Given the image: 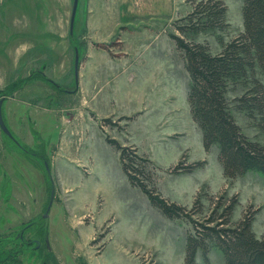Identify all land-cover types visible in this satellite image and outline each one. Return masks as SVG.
Segmentation results:
<instances>
[{"label":"rangeland","instance_id":"1","mask_svg":"<svg viewBox=\"0 0 264 264\" xmlns=\"http://www.w3.org/2000/svg\"><path fill=\"white\" fill-rule=\"evenodd\" d=\"M209 1L226 7L225 27L181 33L194 6ZM73 2L0 0V97H8L2 115L28 150L24 163L0 130L8 178L0 196L2 255L17 264H59V248L64 264H185L193 223L219 221L232 199L231 224L252 217L262 238L264 179L256 172L228 179L217 147L204 149L187 102L184 58L171 38L219 53L243 31V0H78L70 33ZM243 91L231 89L228 97ZM233 115L245 135L264 143L253 121ZM106 138L148 159L156 191L188 217H166L131 186ZM30 223V243L16 242ZM39 228L48 229L53 254L33 252ZM208 256L210 264H224L218 250ZM195 264H203L200 253Z\"/></svg>","mask_w":264,"mask_h":264},{"label":"trees","instance_id":"2","mask_svg":"<svg viewBox=\"0 0 264 264\" xmlns=\"http://www.w3.org/2000/svg\"><path fill=\"white\" fill-rule=\"evenodd\" d=\"M225 14L221 1L200 2L188 15L189 23L178 30L184 34L224 28ZM241 14L243 31L224 43L217 54L205 44L190 43L176 35L171 38L184 58L189 76L187 102L192 120L201 130L204 149L217 147L226 178L256 172L264 179V143L245 135L233 115V110L242 112L264 137V84L257 77L258 73L264 75V0H243ZM238 87L244 89L243 93L230 100L228 93ZM106 140L118 151L122 173L130 185L138 188L152 206L171 219L188 217L182 207L168 203L156 191L147 170L151 164L148 159L139 156L135 148ZM235 204L232 199L222 209L219 221L210 217L206 224L193 223L195 232L186 238L185 264H195L198 253L203 264H210L208 254L212 249L222 254L224 264H264V236L257 238L253 233L252 217L231 224ZM17 263V258L0 251V264Z\"/></svg>","mask_w":264,"mask_h":264},{"label":"flooded vegetation","instance_id":"3","mask_svg":"<svg viewBox=\"0 0 264 264\" xmlns=\"http://www.w3.org/2000/svg\"><path fill=\"white\" fill-rule=\"evenodd\" d=\"M7 98H8L7 96H1L0 97L1 114H2V105L6 101ZM2 119L4 121L3 115H2ZM4 124H5V121H4ZM5 126H6V124H5ZM0 130L3 133V135L6 137L5 141L9 143L8 145L9 146L13 145L16 149H18V151L20 152V154H19L20 160L25 163L26 157L28 155V150L26 148V145L23 144L22 141L20 139H18V137L13 132H11L8 128H7L8 133H5L1 128H0ZM20 168L22 170V168H24V166L22 167V165H21ZM23 174H24V172L23 173L21 172L20 180L23 179ZM0 175H1V178H2L3 184H4L3 187L0 189V196H2V195H6L5 188H6V183H7L8 178H7V173L2 170L1 162H0ZM9 196H11V195L9 194ZM25 196H26L25 190H20V198H19V204L18 205L21 208H22V205H24V203H25L24 202ZM4 200H5L4 205H10V197L7 196L4 198ZM49 204L50 203L48 200L47 207H46V213L48 211ZM42 217L44 218V217H46V215L43 214ZM34 225H35L34 223L24 224L19 229V231L16 232V234L14 236L15 241L27 245L28 241H26L25 235L27 234V231L29 229H31ZM34 232H36L37 236L35 238H33V240H31L35 244L33 252L44 253L46 255L53 254L51 244H49V241H48V237H49L48 229L45 230V229L39 228L38 230H35ZM4 239H7V237H4ZM28 243H30V242H28ZM16 252L20 253L19 251H16Z\"/></svg>","mask_w":264,"mask_h":264},{"label":"water","instance_id":"4","mask_svg":"<svg viewBox=\"0 0 264 264\" xmlns=\"http://www.w3.org/2000/svg\"><path fill=\"white\" fill-rule=\"evenodd\" d=\"M77 2H78V0H74V2H73L72 14H71V19H70V33H72L73 21H74V17H75V13H76V8H77ZM77 64H78V57L76 55L75 56V71H77ZM0 128L5 133H8L7 127L5 126L4 121L2 119L1 102H0Z\"/></svg>","mask_w":264,"mask_h":264},{"label":"crops","instance_id":"5","mask_svg":"<svg viewBox=\"0 0 264 264\" xmlns=\"http://www.w3.org/2000/svg\"><path fill=\"white\" fill-rule=\"evenodd\" d=\"M59 248H56V250L58 251ZM54 250V248H53ZM54 250L55 255H56V259L59 261V264H64V262L62 261V259L59 257L60 255L58 254V252ZM60 250V249H59Z\"/></svg>","mask_w":264,"mask_h":264}]
</instances>
